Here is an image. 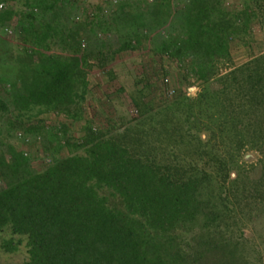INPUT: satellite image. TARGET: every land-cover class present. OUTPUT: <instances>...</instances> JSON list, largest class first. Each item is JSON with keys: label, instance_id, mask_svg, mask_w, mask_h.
Returning a JSON list of instances; mask_svg holds the SVG:
<instances>
[{"label": "rangeland", "instance_id": "1", "mask_svg": "<svg viewBox=\"0 0 264 264\" xmlns=\"http://www.w3.org/2000/svg\"><path fill=\"white\" fill-rule=\"evenodd\" d=\"M0 1V170L9 172L11 149L33 177L70 158L87 159L86 135L101 133L126 151L133 148L143 166H186L200 193L188 208L196 217L181 216L187 219L181 250L187 253L201 234L212 237L204 217L214 211L230 242L215 240L203 262L264 264V0H218L240 32L210 75L201 74L194 52L179 65L159 53L163 41L185 34L172 14L159 20L158 10L168 2L180 8L183 0ZM149 8L155 17L151 30L143 29L146 40L122 51L125 41L118 37L133 38V18ZM54 58L70 66L73 86L59 110L35 106L32 94L35 71ZM108 182L87 180V186L103 198ZM7 184L0 179V191ZM128 193L136 201L134 191ZM129 209L119 211L140 210ZM207 217L212 223L217 216ZM6 232H0V264H26V240L8 251Z\"/></svg>", "mask_w": 264, "mask_h": 264}, {"label": "trees", "instance_id": "2", "mask_svg": "<svg viewBox=\"0 0 264 264\" xmlns=\"http://www.w3.org/2000/svg\"><path fill=\"white\" fill-rule=\"evenodd\" d=\"M168 3L158 10V18L162 20L161 13L172 14L185 38L174 42L165 38L159 53L179 65L194 52L201 74L210 75L211 64L228 56V42L240 32L235 20L225 16L228 11L218 0H183L180 8ZM151 11L149 8V16L139 13L133 18L137 29L133 38L118 37L125 41L122 51L129 50L135 39L146 40L144 30H151V18L155 17ZM182 23L186 24L183 28ZM67 40L66 36L62 42ZM79 66L80 62L74 63V67ZM33 88L35 106L53 110L67 106L73 90L70 66L56 58L48 64L43 61L41 69L35 71ZM100 134L91 130L86 135L89 158H70L36 177L30 175L21 155L11 149L15 157L6 162L9 172L0 170V179L9 182L6 190L0 191V232L7 230L11 237L3 245L6 250L14 251L26 240V264H180L178 257L185 264H207L203 257L215 240L230 242L223 239L220 226L214 223L222 222V215L211 211L207 216H217L216 220L211 223L206 215L204 220L213 239L201 234L191 240L194 245L187 253L181 250L187 221L181 216L196 217L188 208L200 193L186 177V166H143L133 148L126 151L118 140H103ZM1 168H5L4 162ZM87 180H108L109 195L98 197ZM131 190L136 201L127 199ZM127 205L131 209L138 206L139 213L122 214L119 210ZM15 237L19 239L14 241Z\"/></svg>", "mask_w": 264, "mask_h": 264}, {"label": "built area", "instance_id": "3", "mask_svg": "<svg viewBox=\"0 0 264 264\" xmlns=\"http://www.w3.org/2000/svg\"><path fill=\"white\" fill-rule=\"evenodd\" d=\"M80 2L85 3V0H81ZM119 1L118 0H114V4H117ZM5 6L4 3L2 1H0V13L4 10ZM85 46V45H84ZM168 82V81H167ZM173 92V91H172Z\"/></svg>", "mask_w": 264, "mask_h": 264}, {"label": "crops", "instance_id": "4", "mask_svg": "<svg viewBox=\"0 0 264 264\" xmlns=\"http://www.w3.org/2000/svg\"><path fill=\"white\" fill-rule=\"evenodd\" d=\"M89 2H91V3H98V1H101V0H88ZM149 1H151V0H149ZM102 3H103V1H102ZM249 5L251 6V3L249 2ZM102 99L100 100L102 103H103V96H100Z\"/></svg>", "mask_w": 264, "mask_h": 264}]
</instances>
